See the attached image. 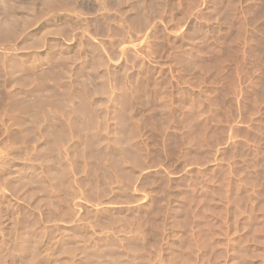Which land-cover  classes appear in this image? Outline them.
<instances>
[{
	"label": "rangeland",
	"instance_id": "rangeland-1",
	"mask_svg": "<svg viewBox=\"0 0 264 264\" xmlns=\"http://www.w3.org/2000/svg\"><path fill=\"white\" fill-rule=\"evenodd\" d=\"M0 264H264V0H0Z\"/></svg>",
	"mask_w": 264,
	"mask_h": 264
}]
</instances>
